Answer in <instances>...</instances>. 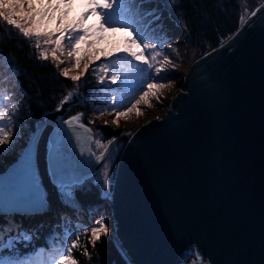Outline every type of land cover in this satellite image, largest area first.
Masks as SVG:
<instances>
[{"label":"water","instance_id":"1","mask_svg":"<svg viewBox=\"0 0 264 264\" xmlns=\"http://www.w3.org/2000/svg\"><path fill=\"white\" fill-rule=\"evenodd\" d=\"M154 6V25L171 35L179 31L182 47L183 26L161 0ZM245 17L247 23L240 20L185 64L160 115L105 143L115 138L109 149L119 146L100 202L109 236L129 264H264V0ZM73 102L80 99L60 102L35 121L0 169V214L46 209L35 173L44 126L45 170L53 186L79 183L104 160L87 161L84 125L62 124Z\"/></svg>","mask_w":264,"mask_h":264},{"label":"trees","instance_id":"2","mask_svg":"<svg viewBox=\"0 0 264 264\" xmlns=\"http://www.w3.org/2000/svg\"><path fill=\"white\" fill-rule=\"evenodd\" d=\"M148 1L150 4L144 8L150 7L156 0ZM161 1L185 29L184 43L188 57L195 56L225 38L236 28L241 20V15H246L258 2V0ZM56 4L54 0H51V7H49V0H36L35 9L43 11L44 8H48L49 10V15L41 23L49 30L62 28L66 24H75V20L65 19L63 15L59 14ZM84 5L87 10L91 7L88 0H84ZM79 9L82 7L79 6ZM24 10L30 11L27 5ZM89 15L96 19L95 23L90 22L93 28H100L101 17L97 11H93ZM16 18L24 27H31V22ZM60 20L63 22L59 25ZM79 20L81 22L83 20L80 15ZM107 28L109 26L106 25L105 29ZM122 29L128 33L124 28ZM57 36L58 33L54 32L51 38L44 37L42 41L46 44L45 40L52 38L56 40ZM65 37H67V33ZM36 41L37 37L26 38L19 33L18 29L0 19V91L9 97L4 110L9 114V119L5 121L8 124L6 130H10L9 143L0 145V169L4 168L19 152L32 124L40 119L45 112L58 107L71 88H75L79 92L77 97L80 102L68 104L62 117L67 118L80 113L82 121H85L87 115H98L106 111L107 113L127 112V109L135 103L142 92L147 91L144 87L145 81L143 89H140L139 85L144 74L136 72L128 64L124 52L107 58L99 55V59L96 61L100 68L91 72V64L95 63L94 60L91 61L80 80L74 82L71 80V76H64L59 71L58 62L55 63L49 58H40L39 50L35 47ZM67 41L66 38L62 40L63 47H66ZM121 46L126 47V41ZM133 63L136 62L133 60ZM9 65L16 69L15 74L10 71ZM105 65H111L107 72L102 70ZM124 67H131L130 77L127 78L128 83H124L123 75L116 83H112L109 77L114 74V71L121 73V69ZM101 76L104 77L103 82L99 79ZM172 77L168 78L172 79ZM158 82L160 80L154 81L149 78L147 83ZM74 84L75 87H73ZM132 84H135V87H131ZM149 102H152V99ZM13 104L18 106L16 115L12 114ZM137 107L139 113L143 115L159 109V106L148 107L143 103ZM94 127L99 138L104 142L117 132L116 129L104 123H95ZM48 129V126L43 127L35 147V173L38 176L37 181L42 186L47 207L42 212L26 215L0 214V229L5 230V240L8 236H16L17 231L26 232L31 236L29 241H18L14 252L5 248L0 255L4 258L10 256L32 257L39 262L46 261L54 248L69 247L72 240H77L78 234L79 247L74 248L71 253L77 264H108L111 259L121 264H129L118 252L108 233H100V238L94 244L92 243L91 229L100 222H103L107 228L110 227L104 202H100L99 193L102 184L99 180L83 178L79 183H71L63 188L53 186L48 180L44 163L45 137ZM105 159L106 157L100 166ZM64 192L68 193L67 197L62 194ZM85 250L88 255H84Z\"/></svg>","mask_w":264,"mask_h":264},{"label":"snow or ice","instance_id":"3","mask_svg":"<svg viewBox=\"0 0 264 264\" xmlns=\"http://www.w3.org/2000/svg\"><path fill=\"white\" fill-rule=\"evenodd\" d=\"M68 3H71V0H67ZM36 0H0V19L7 22L8 25L12 26L15 29L19 30V33L22 34L24 37H37V43L35 47L37 49L40 48L39 44V37L41 36H48L51 37L54 32L58 33V36L54 43L56 45H60L63 39H68L69 42L71 40H76V44L71 45V51L69 55H73L77 50V45L79 41L83 39V37H78V30L84 31L86 34L88 33V29H79V24H66L62 28H57L54 30H49L41 27V21H43L48 15L49 10L48 8H44L43 11L40 9H35ZM88 3L91 7L84 13H81V19L85 18L93 11H97V14L100 15L101 20L99 23V27L101 30L105 28V26H113L114 24H119V26L123 27L127 32L128 36L126 38L127 46L123 49V52L126 54L125 59L127 60L128 64L138 73L144 74L143 78L139 81L140 89H143L144 86V79L152 76L151 70L155 68V77L154 80H162L163 73L165 72V66L170 63L169 57L165 55L163 57V61L159 62V66H154L151 61L156 60L157 56L160 55L156 49L159 47H163V41L158 37L153 35L148 31L147 26H143V21L145 18L154 16L152 12H144L142 11V4L143 0H88ZM27 5L30 11L24 12L23 9ZM49 7H51V0H49ZM17 9L20 12H17ZM35 9V10H32ZM256 13L253 12L251 15H255ZM17 16H21L23 20L31 22V27H24L18 20ZM114 17H120L119 20H115ZM250 18V17H249ZM241 21L243 23H247V18L245 15H241ZM68 34L65 37V34ZM75 34V35H74ZM53 41L45 40V43H50ZM171 48V45H168ZM56 49H53L52 55L55 58ZM148 53V55H146ZM105 58L111 53H102ZM40 58L47 59L48 54L40 50L39 52ZM132 59H128V58ZM99 59V57H97ZM133 60L136 63H133ZM80 61L77 59L76 65L79 66ZM146 66V67H145ZM89 64L85 63L83 65V69H88ZM111 65H105L102 69L103 71L107 72ZM10 71L15 74L16 69L9 65ZM64 76H68V71L64 70L62 73ZM81 75H83V71L77 75H72V81H79ZM121 73L119 71H114V74L109 77L112 83H116L118 79L121 77ZM125 80L124 83H128L127 81V74H124ZM100 81L103 82L104 77L101 76ZM171 83V82H169ZM131 87H135V84L130 85ZM165 87L162 83H149L147 85L148 90L143 91L142 95L135 100V103L131 105L130 108L127 109V112L121 113L116 112V116H127L133 109L137 110L139 113L138 105L141 103L151 106L149 101L152 98L158 99L156 96L155 89ZM139 90V89H138ZM74 92L67 93L62 101L63 104L66 101H69ZM9 97L3 91H0V145H4L9 143V132L8 124L5 123L6 120L9 119V114L4 110L6 107V102L8 101ZM18 111V106L16 104L12 105V114L16 115ZM79 115L71 117L69 120H65L62 122L63 125L71 126L75 121L79 119ZM159 119V117H157ZM116 123L117 121H113ZM63 130V128H61ZM115 138H113V141ZM113 141H109L108 144H102L100 140H97L95 143L98 148H102L103 151L100 153L98 157H96L97 161L103 160L106 155L109 153V145L113 143ZM91 156V154H90ZM107 168L108 166L105 165V171L103 173L105 180L104 185L102 188V195L107 197ZM66 197L68 196L67 192L62 193ZM2 206V204H0ZM42 206V205H41ZM4 229H0V253L3 252L5 248H7L10 252H14L15 245L18 241H29L31 240V236L26 232L17 231L16 236H8L5 240L4 238ZM10 231V229H8ZM101 232H107L106 227L101 223L98 228L91 229L92 233V243L94 244L96 240H98L99 234ZM67 235V234H66ZM79 239V235L77 234V240ZM77 240H72L71 245L67 248L60 246L58 249L54 248L52 252L49 253L48 258L46 261L39 262L32 257H13L10 256L8 258H4L0 255V264H77L76 260L72 258L71 253L74 248L79 247ZM67 253V255H65ZM84 255H88L87 250H85Z\"/></svg>","mask_w":264,"mask_h":264},{"label":"rangeland","instance_id":"4","mask_svg":"<svg viewBox=\"0 0 264 264\" xmlns=\"http://www.w3.org/2000/svg\"><path fill=\"white\" fill-rule=\"evenodd\" d=\"M56 4V8L59 10V14L63 15L65 19L71 18L72 20H75V24H79L81 26V29H88V33L86 34L84 31L80 30L78 32V37H83L79 41V44L77 45V50L73 55H69V52L71 51V45L76 44V40H71V42H66V47H63L62 44L56 45L54 43L55 40H52L53 42H50L49 45L44 44L42 41V38H51L48 36H41L39 37V44L40 48L38 49L45 51L48 54V58L54 61L55 63L58 62V69L61 73H63L64 70L68 71V76L77 75L81 73V71H85L83 69V65L85 63H90L91 61H95L92 65V68H90V71L93 72V70H96V68H100L97 60V57L101 55L102 53H111L112 55H109L108 57H112L115 55H118L120 53H123V47L121 46L124 41H126V36L128 33H126L119 24H114L113 26H109L107 29L101 30L100 28H93L91 23H95L96 19L94 16L87 15L85 18H83L82 22L79 20V15L81 17V13H84L87 11L86 6L84 5V0H71V3H68L67 0H61V2H58V0H54ZM40 3V2H39ZM148 4H150V1L143 0L142 4V11L144 12H152L154 15L156 14L157 8H155L154 4L150 7H146ZM79 6L82 7V9H79ZM86 9V11H83ZM164 11V10H163ZM17 12H20L19 9H17ZM24 12H28L24 10ZM18 18H21V16H17ZM115 20H119L120 17H114ZM159 20L158 17H147L143 21V26H148L149 32L152 33L155 36H158L163 41V47H159L156 49L160 53V55L157 56L156 60L151 61L154 66H159V62L163 61V57L167 55L169 57L170 63L165 66L166 70L163 73V79L160 80L158 83H162L165 85L163 88H157L155 89L156 96H158V99L152 98V102H149L151 106H159V109H155L154 111L148 113V114H138L136 110H132L130 113H128L127 116H120L117 117L115 113H107L103 112L102 114H95V115H87L85 116V121L81 120V114L76 113L70 116L74 117L79 115V119L76 121L78 123H81L85 126L86 132L88 135V141L86 142L84 146V150L87 152V161H92L98 157L100 151L102 148H98L96 145V141L100 140L102 144H105L104 140L99 138V134L96 130L95 123H104L107 124L109 127L116 129L117 133L127 130L131 127H133L135 124L141 123L151 117H155L160 115L166 105V100L168 96L171 94V92L178 87L177 81L180 77V72L184 70L185 64L192 58L188 57L186 53V45L183 41V46H180L179 42V36L176 34H169V32L165 31V28L163 26L156 27V22ZM62 20L59 21V25L62 24ZM91 22V23H90ZM58 27L57 25H55ZM41 27L47 29L46 26H44L41 23ZM61 28V27H59ZM68 35V34H67ZM75 35V34H74ZM49 40V41H50ZM37 43V41L35 42ZM168 45H171L172 47L169 48ZM53 49H56L55 58L52 55ZM148 55V53H146ZM103 56V55H101ZM79 59L80 64L79 66L76 65V61ZM122 59V58H119ZM66 61V62H65ZM131 67H124L121 69V74L124 76V74H127V78L130 77ZM152 76L148 77L144 81L146 82L145 90H148L147 85L149 83L148 79H153L155 77V68L151 70ZM169 76H173L172 79L168 78ZM125 77V76H124ZM168 78V79H166ZM157 81V80H154ZM159 81V80H158ZM77 82V81H74ZM171 82V83H169ZM75 87V84L73 85ZM74 92L75 94L72 96V98H78L79 92L75 88H71L67 91ZM145 105V104H143ZM148 106V105H146ZM148 106V107H151ZM57 108V107H56ZM117 121L114 123L113 121ZM28 135V134H27ZM26 140V139H25ZM119 146L118 144L113 145V147L110 149L109 153L106 155L105 161L102 163V165L98 166L96 170H94L92 173L86 175L83 178L87 179H94L99 180V182L103 185V179H104V171H105V165L109 166L115 151L117 150ZM91 154V156H90ZM103 224V222H100L95 226V228H98L100 224ZM105 227L106 225L103 224ZM107 232H101V233H108L109 228H107ZM109 234V233H108Z\"/></svg>","mask_w":264,"mask_h":264},{"label":"bare ground","instance_id":"5","mask_svg":"<svg viewBox=\"0 0 264 264\" xmlns=\"http://www.w3.org/2000/svg\"><path fill=\"white\" fill-rule=\"evenodd\" d=\"M164 17L167 19V21H168V18L170 17V15L166 12V11H164ZM174 34H176V35H178V36H181V34H180V32L179 31H176ZM50 110V109H49Z\"/></svg>","mask_w":264,"mask_h":264}]
</instances>
